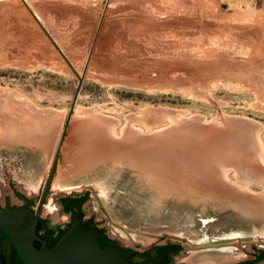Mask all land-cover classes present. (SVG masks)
<instances>
[{"label":"water","instance_id":"1","mask_svg":"<svg viewBox=\"0 0 264 264\" xmlns=\"http://www.w3.org/2000/svg\"><path fill=\"white\" fill-rule=\"evenodd\" d=\"M63 117L16 122L0 133V203L22 204L15 188L38 201ZM176 121L150 133L127 126L116 137L117 119L73 116L52 161L43 215L59 220L61 195L88 192V215L125 244L182 242L177 261L187 264H264L255 251L264 250L262 125L230 115ZM38 213L0 208V264L3 237L24 264H134L121 249H102L99 232L77 218L47 247L36 234Z\"/></svg>","mask_w":264,"mask_h":264},{"label":"rangeland","instance_id":"2","mask_svg":"<svg viewBox=\"0 0 264 264\" xmlns=\"http://www.w3.org/2000/svg\"><path fill=\"white\" fill-rule=\"evenodd\" d=\"M56 113L42 191L72 117L91 113L119 120L116 137L246 118L264 163V0H0V127Z\"/></svg>","mask_w":264,"mask_h":264},{"label":"flooded vegetation","instance_id":"3","mask_svg":"<svg viewBox=\"0 0 264 264\" xmlns=\"http://www.w3.org/2000/svg\"><path fill=\"white\" fill-rule=\"evenodd\" d=\"M49 188L50 184L47 188L46 193L44 194V187L38 201L37 199L30 198L28 197V195L19 192L18 189L15 188L14 196H18V198L21 199L23 203L13 204L10 201L11 199L9 197L4 204L0 203V208L25 207L32 210L33 213H37V211H39L36 234L41 240L46 243L47 247L49 248H52L57 244V242L71 228L75 219L77 218L82 221L83 225H85L87 229H94L99 232L100 245L102 249H121L124 252L129 253L130 261L134 264H143L149 262L160 264H187L177 261L178 258H180L183 254L184 244L182 242L171 241L162 244H153L151 246H145L143 248H135L113 237L109 233L107 227L101 221H99L95 215H88L86 207L87 201L90 196L88 192L69 193L61 195L58 199V211L60 214H62V216L59 217V220L54 221L52 216H44L43 208L45 206ZM1 244L4 255V261L2 264H24V262L18 257L17 252L13 248V245L8 241L6 237H3L1 239ZM34 244L37 248H41L43 246V242L39 240H36ZM255 251L257 253L256 260L264 258L263 249L255 248Z\"/></svg>","mask_w":264,"mask_h":264},{"label":"bare ground","instance_id":"4","mask_svg":"<svg viewBox=\"0 0 264 264\" xmlns=\"http://www.w3.org/2000/svg\"><path fill=\"white\" fill-rule=\"evenodd\" d=\"M168 35V34H167ZM168 37V36H167ZM218 39V38H217ZM225 39V38H224ZM220 40L222 41L223 40V38H221L220 37V39L219 40H217L216 42H220ZM34 118V117H33ZM32 118V119H33ZM30 121H31V119H30ZM29 121V122H30ZM18 122V121H17ZM25 122V121H24ZM33 122V121H32ZM13 123H15V122H13ZM1 126V125H0ZM3 126V125H2ZM7 126V125H6ZM10 127V126H9ZM2 128V129H1ZM8 128V127H7ZM8 129H5V128H3V127H0V133H3V132H5V131H7ZM262 149V148H261Z\"/></svg>","mask_w":264,"mask_h":264},{"label":"trees","instance_id":"5","mask_svg":"<svg viewBox=\"0 0 264 264\" xmlns=\"http://www.w3.org/2000/svg\"><path fill=\"white\" fill-rule=\"evenodd\" d=\"M264 255V254H263ZM260 257H262V256H260Z\"/></svg>","mask_w":264,"mask_h":264}]
</instances>
